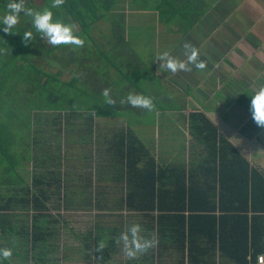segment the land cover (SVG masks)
Wrapping results in <instances>:
<instances>
[{"label":"crops","instance_id":"obj_1","mask_svg":"<svg viewBox=\"0 0 264 264\" xmlns=\"http://www.w3.org/2000/svg\"><path fill=\"white\" fill-rule=\"evenodd\" d=\"M202 2L207 4L205 10L188 25L178 14L166 21L153 7H140L132 0H117L107 17L97 21L92 37H88L89 44L76 50L71 46L46 44V54L55 62L39 58L42 66L33 61L49 75L41 79L45 82L44 102L38 104L36 98L33 107L31 104L26 111L30 115L38 114V119L34 118L36 129L33 127L32 131L41 130L46 139L43 153L46 151L49 158L53 157L51 152L55 146L57 150L60 140L68 146L67 154L63 156L74 157L65 163L76 164L90 157L91 162L99 164L94 181L90 175V178L82 176L87 179L79 182L78 174V179L73 176L67 184L69 188L84 189L86 206H77L75 202L78 208L68 209L69 201L57 202L54 197L45 203L51 213L83 212L92 215L94 220H89L88 226L83 228L63 225V235L70 230L66 234L68 243L72 240L69 235L73 236L72 229H77L84 240L89 239L84 245L92 250L88 255L84 251H63L64 263L70 259L76 264L74 260L90 258L95 264H206L212 261L233 264L227 254L212 253L207 237L196 231L192 246L196 255L190 259L185 257L184 261L177 239L173 240V249L169 247L170 242L162 238L159 243H164L165 247L161 252L157 244L131 260L124 257L121 246L115 242L125 225L131 223L141 224L143 235L154 233L157 238L156 230L150 228V219L119 206L120 196L139 190L143 193L148 189L143 186L144 179H148L145 174L148 168L144 167L148 156H144L142 146L157 166L165 169L162 186L172 192L176 190L182 167L191 170L193 176L196 173L197 178L212 180L210 167L206 164L212 165L207 150L212 143L193 130L189 119L192 113L203 114L212 122L217 137L226 139L264 176V128L258 127L251 116V96L248 94L256 78L264 75V0ZM107 23L112 28H104ZM185 41H191L201 50V58L208 61L207 68L203 72L193 68L191 72L176 74L159 71L160 62H153L155 55L169 51L183 58ZM106 87L111 88V95L117 101L115 105L104 103L102 90ZM129 91L150 95L155 111L121 105L119 100ZM71 144L81 149L80 153H73ZM83 146L90 149L82 150ZM54 159L50 158L52 161L44 171L38 167L47 161L30 162L33 193L38 194L39 189H44L50 196L60 194L62 184L58 182V171L49 168L57 164ZM126 160L136 162L131 168L130 181L126 175ZM136 169H141L140 175ZM6 188L5 185L4 190H0V195L13 193L16 186L7 191ZM8 211L17 212L11 219L15 221L18 211L26 212V208L10 207ZM205 221L194 219L192 223L201 226ZM101 239L107 242L102 254L95 251ZM68 245L74 247L71 243ZM200 252L208 255L202 256ZM13 255L17 253L13 252Z\"/></svg>","mask_w":264,"mask_h":264},{"label":"trees","instance_id":"obj_2","mask_svg":"<svg viewBox=\"0 0 264 264\" xmlns=\"http://www.w3.org/2000/svg\"><path fill=\"white\" fill-rule=\"evenodd\" d=\"M132 1L140 6L157 9L160 11L161 18L166 21L178 14L187 20L188 25L200 16L207 6L202 0H152L149 4L141 0L140 2ZM7 2L8 0H0V13L5 10ZM49 2L51 0H44L41 8L49 5ZM116 2L117 0H65L61 10L65 18L77 25V34L80 35L98 20L107 17ZM23 17L21 16L22 19ZM24 18L26 20L23 21V25H17L16 30L34 32L35 40L30 42V48L27 46L28 50H24L26 46L22 38L17 41L18 33L14 34L15 41L5 37L4 34L0 39V48L8 49L7 54L0 53V165L8 163L9 167L21 163L24 159L20 161L15 159L13 151L17 150L22 142L10 127L12 119L6 118L9 111L5 106L10 98L2 95L11 93L5 92L7 68L13 67L7 77H13L11 75L15 71L18 73L16 85L13 83V88L15 86L17 88L19 80L25 83L26 79L24 89L29 91V85L31 82L34 83L32 87L36 91L37 101L35 102L38 104L44 102L46 97L45 82L41 79L49 77L43 69L33 63L34 56L29 57L38 52L39 47L46 49V45L39 34L32 29L30 18ZM189 119L191 127H194L193 130L201 133L205 141L212 143L210 147H207L212 165L206 163L210 167L212 180L204 181L197 178L196 173L193 176L191 170L187 171L182 167L180 179L176 180V190L172 192L162 186L165 169L159 168L154 158L142 146L144 156H148L147 162L144 161V167L148 168L145 173L148 179H144L143 184L144 188L148 189L143 193L139 190L120 196L119 206L150 219L152 222L150 228L153 227L156 230L159 252L165 247L164 243H159L162 238L170 242L169 247L172 249L175 246L173 240L177 239L180 242L183 261L185 257L190 259V256L196 255L192 251L193 234L196 231L198 235L207 237L212 246V253L217 251L219 254H227L233 264H252L257 254L264 253V176L259 170L251 167L226 139L217 137L212 122L203 114L192 113ZM128 136L137 141L134 136ZM135 165V161L126 160L128 181L132 177L131 168ZM137 170V175H140L141 169ZM11 178L1 179V182L6 185L8 182H13ZM35 181L34 178L33 182ZM16 183L20 181L17 180ZM138 185L140 186V183ZM12 192L7 196L0 195V232L7 237L10 233L20 234L32 250L53 234L50 223H54L56 218L49 219L51 213L45 203L53 197L60 202L61 195H47L44 189H39V193L35 194L31 191L30 184L27 187L16 188ZM63 202L65 203V197ZM10 207L26 208V212L31 210L30 223H20L15 229L11 219L17 212L8 211ZM194 219L206 221L200 226L192 223ZM199 254L204 256L206 253ZM0 264H10V262L5 260L0 261ZM206 264H215V261L206 262Z\"/></svg>","mask_w":264,"mask_h":264},{"label":"rangeland","instance_id":"obj_3","mask_svg":"<svg viewBox=\"0 0 264 264\" xmlns=\"http://www.w3.org/2000/svg\"><path fill=\"white\" fill-rule=\"evenodd\" d=\"M138 1L140 2V0ZM141 1L144 2L145 4L147 3L149 4L151 3L152 0H141ZM43 2L44 0H29V6L34 8H41L43 6ZM50 3L51 2H49V5L47 4L46 6L50 7ZM135 4L138 6L137 3ZM133 6L135 7V5ZM140 7H144V6H140ZM1 13H3V11ZM53 13H54V18L62 17L65 20V22L70 21L69 19L64 17V13L61 9H53ZM25 20L26 19L24 17L23 19L21 18L20 23L18 25H23V21ZM96 25L97 22L94 23L86 32H81L80 35L85 39L86 45L90 43L88 37H92L91 33H93L92 30L95 28ZM103 25L104 24L100 26ZM106 26L107 27L111 26L112 28L111 24L108 25L107 23L104 26V28ZM22 33L23 32L18 33L17 41H20V39L22 38ZM3 34L5 37L9 39H13L14 41L16 40L14 34H5L2 31H0V39L1 36H3ZM43 42L45 45L47 44L46 41L43 40ZM30 47H31V43H29V48ZM39 49L40 50L38 52L36 51L35 53H33L36 55L32 54L29 56V57L34 56V58H32V61L42 66L43 64L39 62V58L42 59L45 58L44 60L55 62L54 58H51L46 54L45 48L39 47ZM24 50L25 51L28 50V47H26ZM7 69H8L7 70L8 72L7 76H8L10 74L11 69H13V67L11 66ZM7 76L5 77V82H4L7 83L6 85L7 90L5 92H11V93H4L2 95L5 98H10L9 103L5 106L7 107L6 109H8L7 111H9L8 112L9 114L6 116V118L9 117L12 119L10 127L11 129L13 128L14 130L13 133L17 137H20L21 140L20 142H22V144L20 143L21 146H18L17 150L13 151L15 152L14 154L15 159L17 161H20L22 159L24 160H22L21 163H16L13 166L11 165V167H9L10 164L8 163H4L3 165H0V190H4V186H5L1 182V179L7 177H12L11 179L13 180V182L6 183V187H7L6 191L13 186H16V188L27 187L30 184V175H31L30 162L35 161L36 159H38L39 161L42 160L47 161L46 164L40 163L41 165L38 167L39 170L44 171L45 168L47 167V164L52 161L50 160V158L54 157L55 158L54 160H57L56 161L57 164L49 168H54V172L58 171L57 174L58 182L59 183L61 182L62 184L60 188V195L62 198L61 200H63V198L65 197V200H67L66 202L68 201L70 202L67 203L70 205L68 206V209L78 208L75 207V202L77 203V206L80 205L86 206V204L83 201L87 198L86 197L87 195L82 194L84 192V189L80 187H78V189L77 188L73 189L74 187L69 188L67 187V184L70 178L73 176H76L78 179V174L80 178V180H78L79 182L86 181L87 178L84 177L82 178V176H86L90 178V175L92 181H94L93 176L97 175L95 174L96 173L95 169L97 170L99 164H95L91 162L90 157L84 158L80 163H76V164L65 163L73 160L74 157L63 156L67 154L68 146L67 145L65 146V143H61L60 140L58 142L57 150L55 146L51 152L53 157L49 158V155L48 153L46 154V151L44 154L43 148L46 144V139L43 137L41 130L38 132H34L35 130L32 131L33 127H35L36 129V121L34 120V118L38 119V114L32 113V115H30L26 113V111L29 110L28 106L32 104L33 107V102L37 98L36 91L32 87L34 83L31 82V84L29 85V91H26L24 89L26 88V79H25V83L19 80L20 83L18 84L17 88L16 86L13 88V83H15L14 85H16V78L18 77V73L17 71H15L13 72V75H11L13 77H7ZM26 101L31 103L28 104ZM16 124H22V125H16ZM76 143L78 145V142ZM70 147L72 151L75 150L73 153L76 154L80 153L81 149L77 148L76 146H73L72 144ZM83 149L89 150L90 148L83 146L82 150ZM73 165L75 167L71 169L68 168L69 166H73ZM17 180H19L20 183H15V181ZM111 198H113V196ZM30 217H31V212L29 210L27 212L18 211L17 219L15 221H12L13 226L15 227V229H17L20 223L21 224L30 223ZM52 218H56L54 223L53 222L50 223L54 231L53 234L50 237H46L44 241L39 243V245L32 250L29 249L28 242H26L20 234L10 233V235H8L7 237L5 236V234H2L0 232V247H12L13 252L17 253V255H13L12 258L10 259V261L13 264H68V263L73 264L70 259L65 260V263L63 262L64 259L61 258V255L64 253L63 251H67V250H71L74 252L84 251L86 252V254L87 253L89 254V252L92 251L91 247L84 245L87 241H89V239L87 238V240H84L82 236V232H80L79 230L77 231V229H72L73 236L69 234L70 239H72L70 240L69 243L74 245V247L72 248H69L68 245L69 243L67 242L66 239L68 238L66 234L70 233V230L68 231V233L66 232V234L63 235V230H64L63 225L66 226L73 225L74 227H81V228L85 226L87 227L88 226L87 223L89 222V220H91L92 222L94 221L92 215L83 212H76L72 214L63 211L61 212L56 211L51 213L49 219L51 220ZM63 221H65V224H63ZM74 236L76 239L74 238ZM35 254H37L38 256ZM40 256H45V257L40 258ZM73 262H75L76 264L77 262H80L81 264L83 262H86L88 264H95L94 259H90V258H86L85 260H74Z\"/></svg>","mask_w":264,"mask_h":264},{"label":"clouds","instance_id":"obj_4","mask_svg":"<svg viewBox=\"0 0 264 264\" xmlns=\"http://www.w3.org/2000/svg\"><path fill=\"white\" fill-rule=\"evenodd\" d=\"M65 0H51L50 7L34 8L29 6V0H8L5 10L0 13V31L5 34L20 33L16 30L21 16L30 18L32 29L39 37L53 47L71 46L73 50L83 48L85 39L77 34V25L71 21L65 22L62 17L54 18L52 9H61ZM23 13V15H21ZM35 40L32 30L22 33V42L27 47ZM182 56L173 55L169 51H163L154 57L159 61V71L176 74L178 72H191L193 68L197 72H203L207 68V59L201 58V50L191 41L182 44ZM7 48H0V53L7 54ZM111 88H104L102 96L106 105H115L116 99L111 95ZM251 96L250 112L258 127L264 128V75L258 76L254 86L248 93ZM121 105H130L132 108L144 109L147 112L155 111V104L150 95L129 91L125 97L119 100ZM144 229L139 223L126 224L124 229L115 238L117 245L127 259H136L147 253L158 244L155 234L143 235ZM107 242L101 239L95 246V251L103 253ZM13 256L12 247H0V261L10 260ZM102 259V255H101Z\"/></svg>","mask_w":264,"mask_h":264},{"label":"built area","instance_id":"obj_5","mask_svg":"<svg viewBox=\"0 0 264 264\" xmlns=\"http://www.w3.org/2000/svg\"><path fill=\"white\" fill-rule=\"evenodd\" d=\"M252 264H264V253L257 254Z\"/></svg>","mask_w":264,"mask_h":264}]
</instances>
